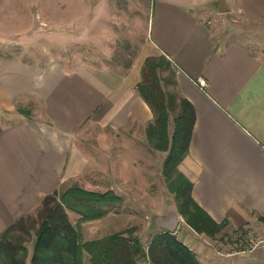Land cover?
I'll return each mask as SVG.
<instances>
[{
    "label": "crops",
    "instance_id": "crops-1",
    "mask_svg": "<svg viewBox=\"0 0 264 264\" xmlns=\"http://www.w3.org/2000/svg\"><path fill=\"white\" fill-rule=\"evenodd\" d=\"M79 1L83 10L69 24L81 33L110 32L130 22L136 10L146 11L149 45L173 63L178 93L195 110L189 152L180 164L192 182V197L216 222L256 230L258 242L254 250L221 258L214 250L206 254L192 235L179 236L175 230H188L178 224L174 234L193 244L203 264H264V49L219 35L209 18L217 13L216 0ZM219 1L227 5L224 12L264 28V0ZM5 44L0 43V233L63 179L86 169V155L72 142L84 124L117 130L129 120L136 127L152 121L130 74L25 61L20 50L7 48L15 44ZM23 97L40 103L36 115L8 112ZM169 214L160 218L163 230L174 221Z\"/></svg>",
    "mask_w": 264,
    "mask_h": 264
},
{
    "label": "rangeland",
    "instance_id": "rangeland-1",
    "mask_svg": "<svg viewBox=\"0 0 264 264\" xmlns=\"http://www.w3.org/2000/svg\"><path fill=\"white\" fill-rule=\"evenodd\" d=\"M214 5L217 13L209 18L215 20L220 36L245 42L254 50L264 49L262 26L252 20L224 12L227 10L224 1L216 0ZM79 10H83L79 0H0V43L15 44L17 47L7 44V48L20 50L25 61L36 60L40 64L49 60L59 61L68 71L87 68L112 76L123 77L130 74V79L139 83L145 58L158 55L149 45L146 11L136 10L130 15V22L123 27L115 24L111 28L113 32L111 29L110 32H100L94 28V32L81 33L78 26L71 27L69 24L73 19L79 18ZM206 22L210 23L209 20ZM171 65L174 69L172 62ZM161 74L169 80L172 78L169 69H162ZM164 83L163 81L162 84ZM165 85L168 89L173 88L172 83ZM39 108V102L23 97L15 101L8 112L16 116L18 109L26 115H36ZM173 115L174 112L171 113L169 131ZM153 117L152 112L151 120ZM145 125L136 127L129 120L126 127L116 130L87 122L72 140L86 155L87 167L63 179L57 189L77 185L87 191H112L118 197L116 204L100 218L79 221V213L65 208L70 222L78 225L83 241L123 231L125 234L131 232L133 238L147 247L152 236L163 231L159 225L160 218L167 210L176 208L171 186L162 172L166 152L154 149L148 143ZM181 162L177 167L186 177L181 170ZM37 211L38 206L27 213L26 224L33 221L37 224ZM182 222L179 224L178 220V226L187 229L188 233L182 232L180 228L174 229L179 236L192 235L197 245L201 243L200 247L206 250V254L214 250L221 258V255L228 257L233 253L254 250L258 242L257 231L247 227L238 230L224 225L213 235H207L194 231L189 225L187 227L184 218ZM259 232L261 234L260 230ZM22 235L26 236L25 233ZM246 238L247 241L244 240ZM34 240L32 233L25 242L26 264H30ZM189 244L190 246L185 245L191 250L195 249L191 242ZM218 254L211 257L216 258ZM221 260L227 264L231 262L229 259ZM83 264H93L87 252H84ZM139 264L152 263L144 258L139 260Z\"/></svg>",
    "mask_w": 264,
    "mask_h": 264
},
{
    "label": "trees",
    "instance_id": "trees-1",
    "mask_svg": "<svg viewBox=\"0 0 264 264\" xmlns=\"http://www.w3.org/2000/svg\"><path fill=\"white\" fill-rule=\"evenodd\" d=\"M162 69L170 70V80L162 76ZM141 75L136 88L154 114L146 126V138L154 149L166 152L162 172L171 186L176 209L194 231L213 235L226 222H216L198 206L192 197V182L177 167L189 152L195 110L178 93L175 70L164 54L146 57ZM163 81L172 83L173 88L168 89ZM117 201L118 197L112 191H87L77 185L55 189L38 205L37 224L35 221L26 224L28 214H25L0 233V264H26L25 242L32 233L35 240L30 264H83L84 252L88 253L93 264H139L144 258L152 264H203L168 230L153 235L147 247L133 238L131 232L125 234L123 231L83 241L78 225L70 222L65 209L79 213V221L95 219L104 216Z\"/></svg>",
    "mask_w": 264,
    "mask_h": 264
},
{
    "label": "water",
    "instance_id": "water-1",
    "mask_svg": "<svg viewBox=\"0 0 264 264\" xmlns=\"http://www.w3.org/2000/svg\"><path fill=\"white\" fill-rule=\"evenodd\" d=\"M173 214L174 216H175V218H174V221L172 220L171 221V224H168V225H166L165 227H166V229L165 230H168V231H171V232H173L174 231V229L176 228V226H177V224H178V220H179V216L177 215V212H176V210H175V208L173 209H169L168 210V214ZM169 214V215H170ZM162 219V218H161ZM159 225H162L161 224V222H159Z\"/></svg>",
    "mask_w": 264,
    "mask_h": 264
},
{
    "label": "built area",
    "instance_id": "built-area-1",
    "mask_svg": "<svg viewBox=\"0 0 264 264\" xmlns=\"http://www.w3.org/2000/svg\"><path fill=\"white\" fill-rule=\"evenodd\" d=\"M200 83L204 84V81L203 80H200Z\"/></svg>",
    "mask_w": 264,
    "mask_h": 264
}]
</instances>
